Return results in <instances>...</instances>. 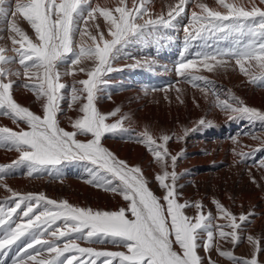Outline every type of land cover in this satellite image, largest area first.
Segmentation results:
<instances>
[{"label":"snow or ice","instance_id":"1","mask_svg":"<svg viewBox=\"0 0 264 264\" xmlns=\"http://www.w3.org/2000/svg\"><path fill=\"white\" fill-rule=\"evenodd\" d=\"M187 3L188 0H178L169 5L166 16L153 18L149 0H132L131 7L126 0H117L114 8L93 5L92 0H0V26L6 27L10 51L15 54L7 55L9 49L0 47V115L9 117L13 123L23 121L28 128L16 132L0 127V149L20 154L18 160L0 166V182L10 170L21 165L27 166L29 176L44 172L59 175L63 165L79 162L90 177L88 184L119 195L127 202L126 207L115 211L93 210L66 200H52L43 194H21L0 184L11 192V204L0 206V253L7 255L13 246L23 245L12 264H204L198 252L201 247L205 253L215 248L231 264H261L258 257L264 247L257 237L247 236L252 248L249 258H238L217 243L224 241L235 247L252 213L237 217L214 200L217 212L214 217L203 211L201 202H180L175 172L179 155H171L166 147L171 136L162 134L159 138L162 142L157 143L145 130L137 141L145 144L161 169L155 179L163 190L162 197L151 191L139 167L129 166L101 144L105 134L127 131L124 127L127 117L107 122L120 109L106 115L96 107L103 86L108 84L104 77L116 70L112 61L130 46L147 45L153 40L158 43L165 30L177 27L174 21ZM216 3L225 11L202 2L196 4L201 11L191 14L192 30L184 28V51L175 67L177 76L207 93L212 82L189 70L198 71V64L208 71L214 67L228 68L234 61L250 84L264 88V0H248L247 4L216 0ZM97 14L106 22L110 40L105 39L99 25L96 26L99 41L88 32L86 26ZM18 17L30 25L34 36L19 26ZM85 35L95 47L76 43L78 36ZM195 41L200 42V49L189 59L188 49ZM84 60L95 64L90 70L79 69L85 72L86 79L74 80L71 86L61 82L64 76L75 75L74 66ZM14 64L20 68L13 69ZM65 65L67 70L61 71ZM21 77L27 81L24 87L42 102V115L14 99L13 78ZM196 81H203L204 87ZM69 87V108L79 103L81 113L71 122L72 131L60 127L58 120L64 90ZM216 107L229 113V119L264 123V111L245 105L234 94L230 93L229 99L217 96ZM198 123L207 126L211 122L201 119ZM189 131L185 129L184 135ZM253 139L264 145V139L255 136ZM236 155L240 160L247 158L244 153ZM260 167L264 168V161ZM189 207L196 209L194 216L186 214ZM80 240L89 244L108 242L123 250L81 247ZM208 264L216 262L209 257Z\"/></svg>","mask_w":264,"mask_h":264},{"label":"bare ground","instance_id":"2","mask_svg":"<svg viewBox=\"0 0 264 264\" xmlns=\"http://www.w3.org/2000/svg\"><path fill=\"white\" fill-rule=\"evenodd\" d=\"M126 2L128 3L129 7H131L132 0H126ZM198 2L206 3L210 8H215L218 11H225L224 9L219 7V5L216 3V0H188V3L185 5L184 9V15L186 19L187 17L191 18V14L193 11L200 13L201 10L196 7V4ZM229 2H232V0H229ZM238 2L242 4H247L248 0H238ZM92 3L93 5L99 4L101 7L114 8L117 4V0H92ZM176 3H178V0H149L148 7L150 9L152 17L155 18L160 14H164L166 16L169 10V5H175ZM190 22L191 19L189 22H187L186 20L177 18V27L174 31L172 30L173 35H177L181 31L184 32V28L186 26L189 27V30L192 29ZM17 23L26 33L29 34V36H34L30 25L28 26L26 21L18 17ZM97 25H99V30L103 31L105 39L110 40L111 37L108 35V26L104 21L103 17L99 14L96 15L95 20H89L88 25L86 26L88 32H90L92 35H96L97 40L99 41V34L96 27ZM0 27H3V30H0V37H2L0 38V47H5L9 49L7 55H15L10 51L12 45L10 39L8 38L9 33L6 30V27ZM183 36L185 35L183 34ZM76 43L84 47L95 46L93 41L87 35H85L83 38L78 36L76 38ZM173 54H168V56L166 57L167 61L170 62V64L177 65L178 59L176 58V56L173 57ZM125 57L126 59H128L127 56ZM138 59L139 58H137V60ZM124 61L125 63H127L126 61L128 60ZM81 64L82 65H77L73 68L75 71H78V73L80 71V68L89 70L93 67L92 64L87 62H83ZM230 64L231 66L228 68L214 67L212 71H208L203 67V65L198 64V71L193 69H190L189 71H193L196 75H200L206 77L208 80H212L219 86L220 89L222 88L223 90H225L224 93L219 95L221 98L228 95L227 93L234 92L238 95H247L249 98H251L250 100L252 102H254L255 104H260V102H262L263 100L264 92L261 90H255L254 87L249 85L247 78L244 75L242 76V74L240 75V71L236 70L231 62ZM160 65V69L165 70V72H170L171 70L175 69L173 66L167 65V63H160ZM134 70H132L133 72L130 73H123V75H128L132 77L133 81H130L131 78H129L130 82L124 83V88L120 90H114V95L111 97L112 99L110 98L109 100H106L101 95L102 97H100L99 101L105 103L112 102L109 103L107 107H116L114 108V110H116L117 108L120 109L119 113L131 108L132 110H127L128 114L130 111V122H132L133 125H138L141 122L140 119L144 113V110L147 108L146 105H143L145 109L141 110V97L153 93L152 91H148L145 88V83L158 82L161 81L162 78L149 73L145 74L144 71ZM161 72L159 71L158 73ZM120 75L112 74L110 76L112 77V81L109 82L113 83L114 85H119L117 84L119 83V81L116 77ZM177 77H172L168 79L167 84L175 83ZM73 78L79 80L81 78L84 79L85 76L79 73L77 76L74 75ZM13 79L15 80L12 90L14 98H18L17 100L24 101V104L26 103L28 106H32L37 100L34 95L24 94L22 92L24 90L23 87L25 83H23L20 79H23V77L19 79ZM126 79L128 80V77ZM180 80L185 81L184 77H180ZM181 81L179 82L181 83ZM72 83L73 82H71L70 84L72 85ZM177 86L186 87L187 85L179 84ZM141 90L144 91L141 92ZM190 92L199 94L201 90L194 91L190 89ZM32 96L34 99L32 98ZM211 112L212 113H205L202 116V119L211 122L207 126L200 125L198 123L199 121L196 120L185 119L183 122H181V125L179 126L174 125L173 127L167 124L165 125V127L168 126L169 128L165 129L162 127L160 131L162 132V134H167L172 137L166 145L171 155H178V153H180L179 151L182 150L181 148L186 149H184L186 153L183 154L180 159L177 160L176 163L178 169L185 172V175L183 176L181 182L183 184H186L188 187V193L185 195V198L195 200V202L200 201L201 203L203 202L206 204V202L203 201V197L205 196V194H208L209 197H212L213 199L219 201L230 212L236 213L237 211L244 210L246 211V213L253 214L251 216V218L253 219L252 222L245 225L246 231L242 232L241 234V241L244 242L243 248L249 249L250 245L247 241L248 235L256 234L261 237V239H263L264 241V169L256 170L246 165H239V156H237L236 153L239 152L244 154H250V152L255 151V148H258L259 150V148L263 147L264 145L261 144L260 140L253 139V137L255 136L264 139V130H262L264 128L261 126L260 128H258V130H256L257 132H252L254 131L252 130L248 133L246 132V129H249L248 127L251 124L248 120L242 118L229 119V114L219 115L216 112ZM130 122L128 121V123ZM8 123H12L10 118L7 116L0 115V127H5ZM241 124L242 128H240ZM185 129H190L186 136L184 135ZM149 132L153 135V137L157 140L158 143L160 140V134L154 128L152 129V131L150 130ZM178 137L182 138L178 139ZM136 139L137 138L135 137L131 142L112 143L113 150L116 152V154L127 158L126 160L133 161L134 163L137 162L142 172H145L144 174L146 176L150 177L153 174H159L161 172V169L154 160L153 155L148 154V149L146 152L143 147L134 145L137 144L134 141ZM144 147H146L145 144ZM206 147L207 149L211 148V150L204 152L203 149H205L206 151ZM261 157L264 156L261 155ZM244 164L246 163L244 162ZM168 170L172 171V168L169 167ZM253 180L255 181V183L253 182ZM15 182L20 184L21 187H25V181L23 184L19 181ZM77 184L80 185L79 183ZM52 185H54V183H52ZM86 188L88 189V187ZM91 191L99 196L98 192L93 191L92 189ZM216 222L221 223L220 220ZM261 244H263V242ZM12 260L13 257H11L10 255L0 254V262H2V264H12Z\"/></svg>","mask_w":264,"mask_h":264},{"label":"rangeland","instance_id":"3","mask_svg":"<svg viewBox=\"0 0 264 264\" xmlns=\"http://www.w3.org/2000/svg\"><path fill=\"white\" fill-rule=\"evenodd\" d=\"M183 15H184V12L181 14L180 17H178V19L181 18V19L189 22L191 18L187 17V19H186L185 15L184 16ZM175 23H176V21H175ZM175 29L165 30V35H164L163 39H161L158 43L155 40H153L152 43L147 44V45H135V46H130L129 48L125 49L115 60L112 61V67L116 70L108 73L107 76L104 77V79H106L108 81V84L103 86V91L100 92L98 99L96 100V107H97L98 111L107 115V114H110L111 112H113L114 108H116V107H114V108L107 107V105H109V103H112V102H106V103L101 102V101H99L100 97L103 96L106 100H109L114 95L113 94L114 90H120V89L124 88V83H126V82L128 83L131 80L133 81L132 77H130L128 75H123V73H126V72L130 73V72H133L132 70L135 69L134 71L140 70V71H144L145 74L149 73L152 75H157L158 77L162 78V80L158 81V82L145 83V88L148 91H152L153 93H151L147 96L141 97V104H142L141 110L145 109V107H144L145 105L147 106V108L144 110V113L140 119L141 122L138 125H135V124L133 125L132 122H130L131 121L130 120V111L128 114L127 110H132L131 108L126 109V110L122 111L121 113H118L117 116H115V117L110 116L108 121H107L108 123H115L121 117H127V119L124 120V125H125L124 127L127 129V131L118 132L115 134L107 133V134H105L104 137H102L101 144L103 147H105L110 152H112L120 160L125 161L129 166H132V167H139V165L137 162L134 163L133 161L126 160L127 158L116 154V152L113 150L112 143H115V142H121V143L122 142H131L136 137L137 139L134 141L137 144H134V145H138V146L143 147L144 150L147 152L148 148L144 147L143 143L140 144L139 142H137L139 137H140V134L145 130H148V131L151 130L152 131V129L154 128L161 136L162 132L160 130L162 129V127L165 129L169 128L168 126L165 127V125H167V124L169 126L174 127V125L175 126L181 125V122H183L185 119L200 121L202 119V116L205 113H208V112L212 113L211 111L216 112L219 115H228L229 113H226V112L222 111L220 108L216 107V97L217 96L220 99H229V96L231 93V94H234L236 97H239L241 100H243L245 105H247L249 107L256 108L260 111H264V101H263L264 96H263V100H262V102H260V104H255L254 102H252L250 100L251 98H249L247 95H238L234 92L227 93L228 95L221 98L219 95L224 93L225 90H223L222 88L220 89L219 86L215 82H213L212 80H209L212 82V84L208 87L207 93L202 92V91L199 94L191 93L190 89L196 91V90H200V88L195 87L193 83L181 81L180 77H177L175 69L171 70L170 72L169 71L165 72V70L160 69V67H161L160 63L161 64L167 63V65H171L175 68L176 65L170 64V62L167 61L166 57L168 56V54L174 53L173 57L176 56V58L178 59V62H179V60L181 58V53L184 51L185 36H183V34L185 35V32L181 31V32H179V34L173 35L172 30L174 31ZM191 30L192 29H190V31ZM209 43H213V42L209 41ZM221 44H223V43H221ZM221 46H224V45H221ZM87 47H91V46H87ZM93 47H95V46H93ZM199 49H200V42L199 41L193 42V46H190L188 49L187 58L191 59L193 57V54L195 52H197ZM125 56H127L128 59H126ZM131 56L135 59H133ZM137 58H139V59L137 60ZM129 59H130V61H129ZM124 60H128V61H126L127 63H125ZM131 60H134V61H131ZM83 62L90 63L93 65V67L95 66V64L92 60H84V61H82V63ZM121 63H122V65H121ZM135 63H136V65H135ZM231 63L233 64V66L235 67L236 70H239V68L237 66H235L234 61H231ZM14 65H12L13 68H16V69H17V67L20 68V66L18 64H14ZM80 65H82V64H80ZM80 65H78V66H80ZM120 65H121V67H120ZM149 65H152V67L150 68ZM154 69H157V70H154ZM66 70H67V65H65L61 69V71H66ZM73 71H74L76 76L80 73L81 75L85 76L84 79L87 78V76L85 75V72L79 71V73H78V71H75L74 69H73ZM159 71L160 72L162 71V72L158 73ZM112 74H114V75L115 74L116 75L121 74L120 76L116 77L117 80L119 81V83H117V84H119V85H114L113 83H110L112 81L111 80L112 77H110ZM240 75H241V73H240ZM73 77H74V75L64 76L62 78L61 82L70 86L71 85L70 83L73 82L74 80H76ZM127 77H128V80L126 79ZM172 77L173 78L177 77L176 82L167 84L168 79H170ZM129 78H131L130 81H129ZM20 80L23 83L27 82L24 78L20 79ZM179 81H181V83ZM195 83L199 84L200 87H204L203 81H196ZM120 84L123 87H121ZM179 84H183V85H187V86L186 87H182V86L178 87L177 85H179ZM249 85L254 87L255 90H261L264 92V88L257 87L253 84H250V83H249ZM23 88H24V90L22 92L24 94L34 95L25 87H23ZM177 89H180L181 91L178 93ZM144 90H141V92H143ZM69 91H70V87L66 88L64 90L65 99L61 102L62 111L58 115V120H59L60 127L64 128L67 131H72L73 129L71 127V122L74 119L78 118V116H80L81 113H79V111H78L79 103H77L76 105H73L72 108H69V99H70ZM213 93H215V94H213ZM32 98H33V96H32ZM14 99L21 106L27 107L31 111H33L34 113L42 115V107H41L42 102L38 101L37 98H36L37 101L32 106H28L26 103L24 104V101H19V100H17L18 98H14ZM128 121L130 123H128ZM11 122H12L11 124L8 123L5 127L11 129L12 131H16V132H20L21 130H25V131L28 130L27 125L24 124L23 121H18L17 123H13V121L11 120ZM250 123L251 124L248 127L249 129H246L247 130L246 132H248V133L251 132L252 130H254L252 132H257L256 130H258V128H260L261 126L264 128V123H262L260 121H255V122H250ZM140 126L141 127L143 126L144 128L143 127L141 128ZM240 128H242V124L240 125ZM134 129H136V130H134ZM205 130H208V129H205ZM262 130H264V129H262ZM79 138L81 140L84 139V137H79ZM158 143H161L160 140ZM261 148H259V150H258V148L257 149L255 148V151L250 152V154L246 153L247 158L244 159V161L240 160V157H239L238 164L239 165H246V166L252 167L256 170L264 169V168L260 167V162L263 161V159H264V157H261V155L264 156V146ZM181 149L182 150L179 151L180 153H178L179 159L183 154L186 153L185 148H181ZM203 150H204V152H207L208 150H211V148L207 149V147H206V151H205V149H203ZM181 152H182V155H180ZM148 154H151L149 150H148ZM19 156H20V154L15 150L9 151V150H5V149H0V166L11 164L13 161L18 160ZM258 160H259V163H258ZM244 162L246 164H244ZM169 171H171V170H169ZM185 171H187V170H185ZM175 172L177 173V176H178V179H177L178 191L181 193L180 202L184 203L185 201H188V202L194 203L195 200H192V199L190 200L188 198H185V195L188 193V191H187L188 187L186 184L181 183L182 178L185 175V172L178 169L177 166H175ZM144 173H143V176L147 180L148 186L151 189V191L156 196L162 197L163 196V190L159 187V185L155 179L156 175L153 174L152 176L149 177V176H146ZM77 174H78V176H77ZM89 178L90 177H89V175L85 169V166L79 162H73L70 164L63 165L62 171L60 172L59 175H57L55 172H53L51 175L48 174L47 172H44L42 174H38V175L34 174L33 176H29L27 166L21 165L19 167H16V168L10 170L4 176V179L2 180V182H0V184L6 185L8 188L12 189L13 191L21 193V194H28V193L43 194L44 196H46L47 198L52 199V200H56V201L66 200L74 206L83 207V208H91L93 210L115 211L121 207H126L127 202H125L121 196L115 195V194L110 193V192H106V191H104L102 189H98L96 187H93L92 185H90L86 182ZM15 181H19L22 184L25 181V187H21L20 184L16 183ZM52 183H54V185H52ZM77 183H79L80 185H78ZM83 185L88 187V189H90V190H88ZM91 189L93 191L98 192L99 196L96 195L94 192H92ZM96 196H98V197H96ZM214 200H216V199H213L212 197H209L208 194H205V196L203 197V201L206 202V204L202 202V205H203V211L205 213L211 212L212 215L215 217V216H217V212H216L215 204L213 203ZM198 202H200V201H198ZM9 204H11V192L6 191L5 187L0 186V206H8ZM185 212L189 216H194L196 214V209L193 207H189V208L185 209ZM231 213L235 214L237 217L241 214H245V215L248 214L244 210L237 211L236 213H234V212H231ZM250 220H251L250 222H252L253 219L250 217ZM217 221H219V220H217ZM220 222H221L220 224L226 223V221H224V220H220ZM58 223H62V222H58ZM245 231H246V229L244 226V229L242 232H245ZM242 232L240 233V237H242L241 236ZM252 236L257 237L258 235L252 234ZM257 238H259L261 240V243L263 242V244H261V245H262V247H264L263 239H261V237H259V236ZM58 242L62 244V241H58ZM79 243H80L81 247H93L96 249H103V250H110V251H121V250H123V249H119V248L114 247L111 243H108V242H105L103 244H89L88 242H86L84 240H80ZM217 243L219 244V246L223 250L233 251V254L238 258H249L251 255V252H252L251 247L249 249L243 248L244 242H242L241 239H240V242L235 247H233V245H231L230 243H226L224 241L217 240ZM20 247H23V245L20 244L19 246H13L11 248V250H9L7 252V254L10 255L11 257H13V259H14L18 255ZM37 247H39V246H37ZM198 252H199V255L203 258L204 264H208V258L209 257H211V259L213 261H215L216 264H231L230 260H227L224 257L219 256V254L215 248H213L211 251L205 253V251L201 247L200 249H198ZM0 254L3 255L4 253H0ZM45 255H47V253ZM66 255H68V254H66ZM258 259L260 260L261 264H264V252H261L259 254Z\"/></svg>","mask_w":264,"mask_h":264}]
</instances>
